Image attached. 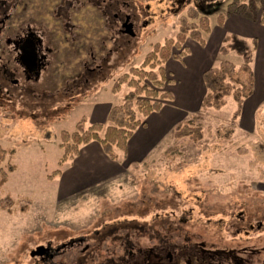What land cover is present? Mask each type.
<instances>
[{"label":"rangeland","instance_id":"374dc122","mask_svg":"<svg viewBox=\"0 0 264 264\" xmlns=\"http://www.w3.org/2000/svg\"><path fill=\"white\" fill-rule=\"evenodd\" d=\"M123 1L138 17L139 37L131 39V48L112 75L103 76L102 83L91 85L82 97L42 102L16 96L0 105V145L14 154L12 163L17 166L9 182L0 186V200L11 196L17 210H0V264H119L122 259L132 262L130 251L134 255L168 239L183 244L187 238L205 242L214 251H233L238 264L249 257L255 264L262 262L264 224L261 231L246 233L240 219L255 220L259 210L264 218V107L260 127L252 134L240 128V116L235 119L234 98L219 111L200 110L184 122L191 137L177 139L173 130L138 167L65 195L85 178L84 172L75 171L77 158L60 167L61 133L76 131L80 118L89 113L86 101L93 89L111 92L155 44L175 38L184 23L197 24L193 8L206 7L212 26L234 0H177L178 14L171 11L175 0ZM254 3L247 12L256 15L262 4ZM192 40L188 38L183 48ZM229 60L237 69L242 66L235 53ZM169 85L163 91L172 92ZM125 90L124 86L111 103L118 105ZM178 99L184 100L182 95ZM106 100L107 96L99 102ZM26 205L24 213L21 208ZM104 232L112 234L102 239ZM41 246L53 258L33 257Z\"/></svg>","mask_w":264,"mask_h":264},{"label":"flooded vegetation","instance_id":"af4514ba","mask_svg":"<svg viewBox=\"0 0 264 264\" xmlns=\"http://www.w3.org/2000/svg\"><path fill=\"white\" fill-rule=\"evenodd\" d=\"M177 2L173 3V13ZM128 9L123 0H0V105L16 96L73 99L84 96L90 85L102 83L101 78L112 75L120 64L131 39L139 37L138 17ZM89 17L94 20L92 25ZM129 23L137 27L134 36L124 33ZM257 215L255 220L240 219L246 223V233L261 231V210ZM234 254L229 251L215 256L207 264H238ZM129 257H133L131 251ZM165 260L166 264H188L184 253L179 263L172 251ZM121 262L132 264L126 259ZM241 264L255 261L249 257ZM258 264H264V256Z\"/></svg>","mask_w":264,"mask_h":264},{"label":"trees","instance_id":"16d2710c","mask_svg":"<svg viewBox=\"0 0 264 264\" xmlns=\"http://www.w3.org/2000/svg\"><path fill=\"white\" fill-rule=\"evenodd\" d=\"M249 2L234 0L229 5L226 14L219 16L218 21L222 23L226 16L232 14H245L251 6L255 5L254 0ZM260 2L262 4L261 21L264 23V0H260ZM197 8L201 9L204 16H200L201 13ZM197 8L191 10L192 18L194 20L198 19L197 24L184 23L175 38L166 39L164 44H155L145 56L142 64L133 66L130 72L125 73L116 81L112 89L113 93H121L124 86L126 90L121 103L111 109L106 123L89 124L86 118H81L77 123L76 131H63L61 133L59 147L62 149L63 155L59 161L60 167L75 160L81 147L92 141L99 142L106 155L114 161H119L126 155L129 140L137 129L145 125V120L149 115L159 111L167 101L173 98L170 92L163 91L165 84L171 82L166 71V63L172 58H182L187 53L186 47L183 48V45L188 38L204 43V36L211 31V23L206 13V7L198 6ZM130 48L131 45H127L126 49ZM175 49L182 50L176 52ZM254 52V44L252 46L247 40L239 36L230 35L225 39L220 50L221 60L219 65L204 74L207 93L202 101L201 111H219L228 105L229 98H234L238 104L235 119L239 117L243 102L253 91L252 64ZM233 53L242 59V66L239 69L236 68L233 62L228 60V56ZM125 54L124 49L120 61ZM90 86L87 88H90ZM50 100L55 101L56 99ZM37 101L43 102L44 99H37ZM185 126V123H181L175 127L173 134L175 138L182 140L188 136L191 137L190 133L185 132ZM13 158L14 154L0 145L1 187L9 182L10 175L17 170V166L12 163ZM57 173H60V171L55 174ZM0 210L7 211L9 214H14L17 211L11 196L0 200ZM27 210L28 205L21 208L24 213ZM127 226L125 225V227ZM106 232L104 234L99 233L102 235V239L111 233ZM206 245L205 242L193 243L190 238H187L183 244L174 243L168 239L160 241L158 245L150 249H139L133 255L131 261L133 264H166L165 255L168 251H172L176 255L177 263H179L181 253H184L188 264H207L215 256H222L226 253L224 250L213 251L207 248ZM104 264L116 263L108 261Z\"/></svg>","mask_w":264,"mask_h":264},{"label":"crops","instance_id":"0c3cea01","mask_svg":"<svg viewBox=\"0 0 264 264\" xmlns=\"http://www.w3.org/2000/svg\"><path fill=\"white\" fill-rule=\"evenodd\" d=\"M230 35L239 36L255 46L252 64L253 91L243 102L239 125L248 133L257 132L260 127L259 117L261 118V110L264 107V23L261 21V12L256 15L248 12L242 15L232 14L222 23L217 21L211 26L210 33L204 36V43L192 40L186 46L187 53L182 58H172L166 63V71L171 80L169 87L172 88V92L170 93L177 100L167 101L159 111L147 117L145 125L139 127L129 140L126 155L121 160L110 159L97 141L81 147L76 157L75 171L78 174L84 172L82 177L85 180L65 195L91 183L99 185L117 179L132 168L138 167L148 153L167 138L178 124L184 123L187 118L199 113L207 93L204 74L219 65L220 50L225 39ZM93 90L95 92L89 95L86 101V110L89 113L82 118H86L89 124L90 122L104 124L108 120L111 109L116 106L111 103V99L121 93L115 94L106 89L101 90L99 87ZM180 95L183 101L178 99ZM106 96L105 102H99Z\"/></svg>","mask_w":264,"mask_h":264},{"label":"water","instance_id":"95a60500","mask_svg":"<svg viewBox=\"0 0 264 264\" xmlns=\"http://www.w3.org/2000/svg\"><path fill=\"white\" fill-rule=\"evenodd\" d=\"M124 33L125 34H128V35H131V36H134L136 33H137V27L131 23L129 24H126L124 26ZM49 252V249H47L46 247L44 246H41V247H38L35 251L32 252V256L35 257V256H44L45 254H47ZM171 255H169L170 257Z\"/></svg>","mask_w":264,"mask_h":264}]
</instances>
